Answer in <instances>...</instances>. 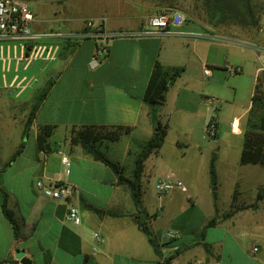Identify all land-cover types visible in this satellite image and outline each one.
I'll use <instances>...</instances> for the list:
<instances>
[{
    "label": "crops",
    "instance_id": "crops-1",
    "mask_svg": "<svg viewBox=\"0 0 264 264\" xmlns=\"http://www.w3.org/2000/svg\"><path fill=\"white\" fill-rule=\"evenodd\" d=\"M96 2L105 9L71 17L64 29L50 31L39 27L37 12L32 10L31 30L35 33L70 32L81 29L87 18L103 17L110 30L135 31L147 14L162 5L180 11L185 20L192 19L197 24L185 26L184 21L177 27L182 35L113 38L109 42L108 55L95 68L88 66L95 46L92 39L43 37L42 41L60 44L58 57L45 65L37 62L30 69L19 70L20 77L30 79L23 90L0 85V264H22L23 256L31 264H264V199H255L261 189L263 165L240 162V169L232 179L234 185L223 196H217L210 180L209 163L213 158L219 183L217 168L225 161L218 149L211 152L208 149L206 201L199 205L197 192L191 186L188 187L191 193L186 195L180 192V187L162 197L156 194L155 185L160 177L179 180L182 184L193 182L192 169L187 163L189 146L178 144L181 147L170 162L164 159V144L150 153L144 161L142 176L147 165L161 170L153 187L159 212L150 211L148 204L153 198L144 194L143 189L141 201L147 212L145 221L159 244L160 253L157 254L139 227L140 219L128 185L118 181L111 166L70 142L72 128L82 125L129 126V132L122 136L125 138L115 141L118 145L125 139L122 146L114 148L103 142L101 147L122 169L129 156L133 160L131 142L139 146L157 130L149 114V105L143 100L155 61L165 66L184 67L182 74L169 86L163 102L170 99V109L180 113L179 119L184 114L200 113L203 122H207L213 117L209 116L206 100L196 86L201 78L203 81L213 75L212 69L211 76L204 75L202 69L207 66L214 43L218 47H229L231 43L247 47L250 57L253 55L258 62L254 67L255 83L256 76L264 70L260 60L263 44L258 37L261 27H246L253 28L250 31L224 27V24L216 27L204 9L199 13L195 9L188 10L181 0ZM191 61L200 63L201 78L187 75ZM15 73L11 66L5 75L10 80ZM46 86H49L48 92L25 131L31 105ZM163 105L158 107L157 117L165 129L168 121L163 117ZM44 124H53L54 129L48 147L41 149L37 133ZM232 132L242 134L238 128ZM58 149L69 158L67 174ZM196 150L194 158L201 153L200 145H196ZM38 179L64 181L73 192L67 200L47 198L35 186ZM3 202L18 224V237L3 212ZM69 206L78 207L80 223L74 224L65 218ZM216 212L230 215L214 226H207ZM194 214H198V221L193 222ZM167 229L179 232L175 242L180 248L176 253L170 254L166 249L169 243L164 233ZM93 232H98L100 238H94ZM253 246L258 247L256 252L252 251Z\"/></svg>",
    "mask_w": 264,
    "mask_h": 264
},
{
    "label": "rangeland",
    "instance_id": "rangeland-1",
    "mask_svg": "<svg viewBox=\"0 0 264 264\" xmlns=\"http://www.w3.org/2000/svg\"><path fill=\"white\" fill-rule=\"evenodd\" d=\"M158 1L161 3L162 1L170 2L172 0ZM181 1L183 2V6L188 10H197L196 13H199L200 9H203L201 0ZM253 2L258 19L255 28L261 27V31L258 32V37L263 44L262 50L264 53V0H253ZM29 6L31 10L37 12L39 27L46 31L64 29L66 22L71 21V17L95 14L101 8L105 9V6H98L96 0H29ZM186 24L187 26H193L197 23L192 19H188L183 23L185 26ZM224 25V27L230 26L239 30L250 31L253 29L230 23ZM215 26L223 25L217 24ZM215 44L213 45L211 56L207 63V66L213 70V75L208 78L205 77L202 81V78L199 77L201 73L200 63L196 61H191L188 64L187 75L192 78H201V83H198L196 88L202 91V98L206 100L209 116L213 117L211 119L216 124V135L212 137L207 134V123L210 121V118H208L209 120L207 122H203L202 115L195 113L193 115L184 114L179 119L178 116L180 113L170 109L172 105L170 99L163 102V111L165 112L163 117H165V121H168L164 130L162 143L164 144V159L169 162L174 159L173 154L181 147L178 144L189 146L190 157L187 163L190 164L189 169H192L193 174L190 176H193V182L190 184L183 183L187 187V191L180 192L186 195L191 193V190L188 188L189 186L195 188L199 205L205 204L206 201L205 193L208 176L206 158L208 149L210 152L218 149V153L222 155L221 157H224L223 161H225L223 166L217 168V174L221 179L219 183L215 181V185L213 184V188L215 189L214 193L217 196H223L234 185L232 179L240 169L239 155L243 143V135L233 133L231 124L235 117L239 118V129H241L242 124L245 122L246 110L250 104L254 87V67L258 64L257 60L253 59V55L250 57L249 50L245 49L247 48L245 46L238 43H231L229 47H218L219 45ZM260 60L262 62V58ZM231 67H239L241 70L237 73H231L229 72V68ZM169 109L170 114L167 115ZM124 140L118 143V145L115 142L107 144L118 148L117 146L123 145ZM135 145V143L131 142L130 153H134V156L139 151V146L136 145V148ZM196 145H200L202 148L201 153H198V158L192 157L197 154ZM129 158L132 160L131 156ZM130 159L124 162L123 169L125 173L132 169L130 165H133L134 157L132 161ZM160 172L161 170L152 166V164L150 166L147 165L145 169L146 174L144 173L141 177L144 194H149L153 198L150 200V204H148L152 212H159L160 210L153 188L156 177ZM249 173L253 174V171H248ZM262 174L261 189L264 188V172ZM187 176L189 175L187 174ZM145 213L147 212L145 211ZM153 215L154 213L149 215V217ZM198 220V214H194L193 222Z\"/></svg>",
    "mask_w": 264,
    "mask_h": 264
},
{
    "label": "trees",
    "instance_id": "trees-1",
    "mask_svg": "<svg viewBox=\"0 0 264 264\" xmlns=\"http://www.w3.org/2000/svg\"><path fill=\"white\" fill-rule=\"evenodd\" d=\"M201 2L209 20L215 25L230 23L249 27L257 24L258 19L256 17L253 0H201ZM183 71V66H165L158 61H155L153 64L144 91L143 100L149 105V114L151 119L156 123L157 130H154L152 136L148 140L140 143L139 151L134 156L132 169L128 175L124 174L122 166H119L118 163L108 158L106 151L101 146L103 142L110 143L118 141L124 134L129 132V126L88 124L78 128H72L70 131L71 144L80 145L88 155L111 166L117 174L118 181L128 185L133 203L137 209V216L140 219L139 227L145 233L149 243L157 254L160 253L159 244L145 221L147 214L145 213L141 201L143 192L141 176L146 157L150 153L156 152L163 143L165 129L158 120L157 110L159 105L163 104L164 99L159 100L158 97H165L169 86ZM48 88L49 86L43 88L31 105L25 123V131L31 123L41 100L46 96ZM211 120L212 119H210V121ZM53 129V124H44L39 127L37 133L39 148L45 149L48 147V139ZM241 130L243 143L240 152V162L242 164H260L264 166V70H261L256 76L250 106L246 112V119L242 124ZM19 151L20 150H17V152ZM209 175L211 183L215 184L216 172L213 158H211L209 163ZM255 199H264V188L258 190ZM2 209L6 217L13 224L15 235L18 237V224L14 220L12 212L7 208L5 202L2 204ZM229 215L230 213L218 215L216 212L207 221L206 225L214 226L222 218L228 217Z\"/></svg>",
    "mask_w": 264,
    "mask_h": 264
},
{
    "label": "built area",
    "instance_id": "built-area-1",
    "mask_svg": "<svg viewBox=\"0 0 264 264\" xmlns=\"http://www.w3.org/2000/svg\"><path fill=\"white\" fill-rule=\"evenodd\" d=\"M33 13L29 6V0H0V42L7 41L9 44H0V85L4 87H15L18 90L25 89L30 79L18 75L19 70L32 68L37 62L42 65L56 59L60 50L58 42L42 41L43 37H60L73 40H83L90 38L95 42L94 50L89 58L88 66L97 67L108 55L109 42L116 37L126 36H169L182 35L177 30L184 21L185 16L178 10L169 7H161L147 14L141 22L139 29L131 30H110L103 17L87 18L83 27L70 32H48L35 33L31 30ZM211 38H219L216 35H209ZM262 51V66L264 68V53ZM13 66L14 76L8 80L5 72ZM203 73L211 76L212 70L208 66L203 67ZM239 67L229 68V72L237 73ZM237 127L239 130V118L232 120L231 128ZM216 124L213 120L207 124V134L214 137L216 135ZM60 160L65 166L66 174L69 172V158L67 154L58 149ZM36 188L47 198L56 200H67L73 192V188L64 181L38 179L35 182ZM156 194L162 197L175 187H180L183 192L187 191L181 181L160 177L156 182ZM66 219L78 224L81 221L79 209L76 206H69L66 212ZM94 238H100L98 232H93ZM168 241L166 249L170 254L176 253L180 246L175 242L179 237V232L174 229H167L164 233ZM257 246H253L252 251L256 252Z\"/></svg>",
    "mask_w": 264,
    "mask_h": 264
},
{
    "label": "water",
    "instance_id": "water-1",
    "mask_svg": "<svg viewBox=\"0 0 264 264\" xmlns=\"http://www.w3.org/2000/svg\"><path fill=\"white\" fill-rule=\"evenodd\" d=\"M158 99L159 100H163L164 97L163 96H159ZM20 261H21L22 264H31V261L25 256H23Z\"/></svg>",
    "mask_w": 264,
    "mask_h": 264
},
{
    "label": "bare ground",
    "instance_id": "bare-ground-1",
    "mask_svg": "<svg viewBox=\"0 0 264 264\" xmlns=\"http://www.w3.org/2000/svg\"><path fill=\"white\" fill-rule=\"evenodd\" d=\"M234 129L237 130V127H235Z\"/></svg>",
    "mask_w": 264,
    "mask_h": 264
}]
</instances>
